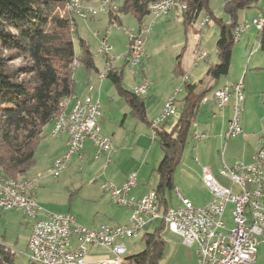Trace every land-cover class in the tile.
I'll return each mask as SVG.
<instances>
[{
    "label": "built area",
    "instance_id": "1",
    "mask_svg": "<svg viewBox=\"0 0 264 264\" xmlns=\"http://www.w3.org/2000/svg\"><path fill=\"white\" fill-rule=\"evenodd\" d=\"M123 0H100L96 4L85 3L84 0H70L65 7L79 18L92 19L110 9H115ZM187 8L185 0H158L150 4V15L157 18L175 10ZM210 21L207 15L201 22L205 26ZM264 28V10L253 18L239 22L234 39L237 42L250 28ZM72 25V29H74ZM151 31V24H143L138 33L129 35V47L125 56V68L134 71L145 57V34ZM107 58L105 69L98 73L99 79L108 77L112 69V45L108 37L102 40L100 48ZM207 57L206 52H199L195 63ZM75 61V66H79ZM187 81L189 75H182ZM151 82L143 80L132 86L137 95L146 93ZM92 88V87H91ZM178 86L174 93L165 101L156 120L152 123L153 138L156 137V127L170 121L180 108L178 94L182 91ZM220 108L232 104L233 115L224 138L246 136L242 116L245 110L244 80H227L224 85L214 91ZM68 99V98H67ZM66 99V100H67ZM208 98H204L207 101ZM69 102L54 119L53 134H68L66 151L58 156L53 163L52 175L58 177L71 163L74 155L86 145L92 143L96 156L108 154L112 150V137L101 132L99 120L102 115L100 99L87 95L76 98L68 110ZM264 133V129H263ZM194 141L203 142L208 134L201 132L195 124L192 131ZM224 154V151H221ZM198 160V157H195ZM219 173L230 180L231 187L220 183L210 167L203 168V181L210 190L211 199L202 206L179 195V202L163 212L160 199L155 190L138 196L134 193L137 187L138 175L130 172L127 180L121 184L107 180L103 183V191L108 194L113 203L131 208L132 213L126 224H102L97 227H86L80 224L71 213L50 214L46 219L38 217L41 206L30 191V180L23 178L15 180L5 177L0 171V208L17 210L23 216L32 219V232L29 239V258L31 263L38 264H129L125 255L127 246L124 238L140 234L144 226L164 220L167 227L179 234L183 242L196 249L199 264H257L258 244L264 240V147L259 148L254 161L246 163L223 161ZM229 204H232L230 218H226ZM230 222L232 226H230ZM76 240V244L74 243ZM91 247H107L112 256H106L96 261L89 260Z\"/></svg>",
    "mask_w": 264,
    "mask_h": 264
},
{
    "label": "trees",
    "instance_id": "2",
    "mask_svg": "<svg viewBox=\"0 0 264 264\" xmlns=\"http://www.w3.org/2000/svg\"><path fill=\"white\" fill-rule=\"evenodd\" d=\"M70 0H0V171L8 178L23 179L35 165L37 147L47 124L54 121L76 88L75 61L89 70H97L94 53L83 38H79L80 55L76 54L72 29L79 17L66 11ZM100 0H84L96 4ZM158 0H123L107 13L110 24L122 25V15L132 14L140 23L150 15V4ZM187 8L180 10L187 30L206 10L211 17L210 0H185ZM262 0H225L227 19H217L220 36L217 41L218 62L210 64L206 75L211 78L227 76L231 69L234 31L241 10L258 7ZM211 19V18H210ZM260 47L264 50V28L259 32ZM182 54L178 56L177 73ZM108 77L118 86L130 106V113L139 121L152 125L147 115L145 98L122 86L123 71L112 66ZM182 110L171 125L156 127L154 140L163 150L157 166L159 181L155 191L163 212L173 204L170 194L175 188V168L181 163L186 146L192 142L201 100L206 90L196 83L186 82ZM169 196V197H168ZM160 220L152 231L144 233L145 248L125 257L129 264H162L166 248ZM15 252L0 240V264H16ZM38 264V263H29Z\"/></svg>",
    "mask_w": 264,
    "mask_h": 264
},
{
    "label": "crops",
    "instance_id": "3",
    "mask_svg": "<svg viewBox=\"0 0 264 264\" xmlns=\"http://www.w3.org/2000/svg\"><path fill=\"white\" fill-rule=\"evenodd\" d=\"M251 9H254L255 11L251 13H247L244 12L245 10H241L243 12L241 11H240L241 13L239 12V22L243 21V19L255 16L259 14L261 11H263L264 0L261 1L258 7H253ZM175 14L176 17H178L179 20L182 22L181 19L182 16L180 10H175L167 15H162L154 19H159L163 16H172ZM98 17L92 19H84V20L92 21V20H96ZM154 19L152 20V22L154 21ZM79 25L80 23L79 20L77 19L76 26L74 27V29L78 33V35L82 36ZM133 31H135L133 30V28L131 29L127 28V30L124 31V34L126 36L125 39H127V42H126V48L122 53L123 61L120 60L119 62H117L119 60L120 55L112 56L113 67H116L119 71H123V73L126 70L125 56L127 54L126 51H128V47H129V35ZM259 32L260 30L258 28L256 29V27L254 26L250 27L238 40L241 41V39H245V40L247 39L246 46L244 42L241 43L238 51L236 52L237 54L241 52L244 58L248 55L247 64L245 60L242 63L237 64V62H235V56L234 57L232 56L231 69L229 74L227 76H222L219 78L209 77L210 80L208 81L207 86L201 88V90H206V94L201 100L199 113L197 114L198 129L201 132H206L208 134V137L204 141H206L209 138L208 140L209 145H212L213 143L215 144L221 143L222 145L226 140V147L230 146L231 148L229 151V156H227L226 153L223 154L220 148H217L218 155H216V158L210 161L209 159H207L205 164H203L204 167L205 166L210 167V170L214 173L216 178L218 176H221V174L219 173V168L221 163H223V161H226L227 163H233L234 160H236L237 158L243 160L246 163H251L254 161V156L256 151L259 148L264 147V133H263L264 86L259 88L258 90V88L252 85L251 80L249 79L250 74L247 73L248 71H245L244 74L242 75L243 70L247 69L244 68L245 66L250 68L253 73H258V72L264 73V50H262L261 47L259 46L260 45ZM150 33L145 34L143 37L145 39V51H146L145 56L147 55L146 43L148 37L150 36ZM104 36L105 37L107 36L110 41V37L107 32L105 33ZM251 38H255L256 42H254L253 45L250 47ZM112 47L114 46L112 45ZM99 52L101 53V51ZM102 54H103V60L105 61V65H107V58L104 53ZM194 64L197 65L195 62ZM199 64L200 62L198 63V65ZM105 65L103 69L97 67L96 70L97 73L95 77L92 75L93 70H89L83 66L77 67L75 72V78H76L75 92L71 97L65 100V102L66 101L69 102L68 110L72 107V104L74 103V100L76 98H83L87 95H92L94 98L100 99L102 103L101 105L102 115L99 120V123L101 126V132L106 136L112 137V146H113L112 150L108 154L100 153L99 155L96 156V149L94 148V146H92V143L90 141H87L85 147L78 154L74 155L72 158V162H75L78 165L80 172H78L76 176H74V178L70 180V184L73 187L77 185V188H75L76 190L74 191V193H76L77 195L82 193L81 195L83 200H85V202H87L88 204H93L94 202H97V205H95L94 209H92L86 205H82L81 203H79V200L75 204L74 203L75 200L71 199L70 205H61L53 201L54 199L53 196L54 195L56 196L57 194L54 193L52 189L54 188L58 189V187L66 185V177L58 178L60 175L58 177H55L51 174L53 169V163L58 156L62 155L66 151L69 135L53 134L52 129H53L54 121H52L45 126L42 134L43 137L40 141L39 146L37 147L38 148L36 152L37 162L31 168V170L27 174H25L26 175L25 178L30 180V191L34 194L39 205L41 206L38 215L40 219H46L49 217L50 214L71 213L76 217L77 221L80 224L86 227L100 226L102 224H105V220H107L108 222L110 221L111 223L109 224H114V225L126 224L132 213L131 208H127L128 211H126L121 208L113 206L111 204V201L107 197L108 194L106 195L103 191V183L106 182L107 180H110L115 184L121 185L127 180L130 172H136L138 175V183H137L138 185L134 189V193L136 195L142 196L143 194L149 192L150 190H155V188L157 187V182L159 181V177H157L155 173L157 171V166L159 163L157 162L158 160L157 161L155 160V162L151 160L152 153L154 151V146L153 144H149V139L145 135V133L151 130L152 125L150 126V124L146 123V125L148 126L147 128L144 127V125L140 124L139 122L134 123V121H131L132 125L135 124L134 129L139 130V133L136 134L132 139V141L134 140V145L133 146L129 145V147L127 146L128 144H126L127 143L126 138L132 136L127 134L128 132L127 121L129 116L128 113L126 112L124 119L122 120L121 123H119L118 122L119 117L122 112H118V111L115 112V110L111 106L112 103L108 102V99L105 94V89L109 88L110 83L106 82L107 77L101 80L99 79L98 76V73L105 69L106 67ZM208 68L209 66L206 69L205 76H207L206 73ZM181 69L183 70L184 75L186 74L189 75L184 68ZM130 72L132 73V76H134L135 78L134 79L135 82L133 85L137 83H141L143 80L148 79L145 76L144 78L138 80L136 70ZM180 76L182 77V81H184L183 76L182 75ZM240 79L244 80V90L246 97L245 110L242 116V122L246 136L239 135L236 136L235 138L231 137L227 139L224 138L222 134L226 131L228 124L232 118V115L234 114L232 104L230 103L220 108L216 98L214 97V91L220 86L224 85V83L227 80L238 81ZM190 81H191V76L189 75V79L187 81H184V83L186 84V82H190ZM174 85H175L174 82L171 83L170 84L171 88L168 91V93L165 92L164 96H160L161 100L160 103L158 104L157 116L162 106L164 105L165 101L174 93L175 91ZM152 87L155 93H158L159 91L158 82H154V83L151 82L149 90ZM247 87H249V89L250 87L253 88V90L247 93L248 97L246 96V91H248ZM181 92H183V89ZM250 96L260 99L261 101L260 105L263 106V109L260 111L261 112L260 119H258L256 122H254V119L246 116V109L250 101ZM205 97L208 98L207 101H204ZM182 99L179 98L178 100V106L180 108L179 113L182 110ZM145 104L147 106V115L149 113L151 115V107L154 103H152V101H147ZM262 106H260V108ZM103 107L105 108L104 111H103ZM122 109H123L122 111H126L125 107H123ZM179 113L177 114L178 116ZM200 113L201 115H203V120L201 122L199 121ZM175 117H173L170 121L166 122L167 126L171 125L177 120V118ZM148 118L151 123L154 122L153 120L154 118H150L149 115ZM201 123H203V126H201ZM232 138L235 139L233 142H231ZM235 145L237 146V149H233V146ZM137 147L141 148L140 155H136L137 154L136 152H138ZM142 147L143 148L146 147V149H143L146 154L145 156L146 165L143 163L144 161L143 157H141ZM128 150L130 151L128 152ZM148 160H151V163L150 162L147 163ZM193 171L194 172H192V176L196 177V181L198 180L200 183H202L203 182L202 168L201 169L196 168ZM51 175L57 179L54 178L52 179ZM83 180L86 182V184L85 182H83ZM204 186L206 187V185ZM211 196L212 195L210 193V190L207 188V194L205 196L206 198L203 201V203L202 204H196L195 202L193 203L197 206L205 205L211 199ZM185 197L193 201V199L190 196H185ZM177 203L173 201L174 205ZM17 212L21 213L20 211ZM121 213L123 214L122 217H121ZM152 224L153 223L146 224L142 230H144L145 232L152 231L150 230ZM30 228H31L30 231L32 232V226ZM165 231L168 232L167 234L168 236L166 237L164 236ZM164 232H163V236L166 242V248H164L165 252L163 256V260L165 262L162 264H171L172 260L174 262L178 259L179 256L181 258L180 248L183 247L186 248L185 251L183 252L184 264H199L200 260L197 255L196 249L194 247H190L186 245L183 242L182 237L179 234L171 231L167 226ZM74 243L76 244V240H74ZM28 244H29V240H28ZM258 254H259V250L257 252V264H258ZM106 256H112V252L110 251L109 248L91 247L89 254V260L91 262ZM127 256H130L128 255V247L125 257Z\"/></svg>",
    "mask_w": 264,
    "mask_h": 264
},
{
    "label": "rangeland",
    "instance_id": "4",
    "mask_svg": "<svg viewBox=\"0 0 264 264\" xmlns=\"http://www.w3.org/2000/svg\"><path fill=\"white\" fill-rule=\"evenodd\" d=\"M224 2L225 0H210V9L213 13V16H211L210 21L204 26L201 25L202 20L208 15L209 12L206 10L202 11L199 15L198 19L192 24V26L187 30V27L185 26L184 19L181 17L182 22L179 20L178 17L175 15L172 16H163L159 19H154L153 16L148 15L144 18V24H151V33L150 36L147 39L146 43V49H147V55L144 57L141 64L136 66L135 70L137 72V79L140 80L144 78L145 76L148 78L150 82H158V93H155L153 90V87L146 91V93H143L142 96L145 98V101H152L154 103L151 107V115L148 114L150 118H154L153 120H156L157 116V108L158 104L160 103V96H164L165 92L168 93L170 90V84L174 82V88L176 89L178 86H182L183 92L178 94V100L179 98L182 99L185 95L186 89L185 83L182 81V77L180 74L177 73L176 69H178V56L182 54L181 58V67L184 68L188 74L191 76V83H197L198 89L201 90L202 87L207 86L208 81L210 80L209 77L205 76V72L209 64H213L215 62H218V54H217V41L220 36V24L217 21L219 18H223V20L227 19V15L224 11ZM254 9H245L244 12L251 13L254 12ZM243 12V11H241ZM240 12V13H241ZM100 16V17H98ZM96 20H90L86 21L84 19L79 20V27L81 29V35H78V33H75L74 39H75V48H76V54L80 55L81 48L79 44V38L83 37L88 44L90 45V48L92 52L94 53V58L96 62V66L100 67V69L104 68L105 61L103 60V54L100 53V48L102 46V38L105 37V33L107 32L110 37V44L113 45L111 55L112 56H119V62L120 60L123 61L122 53L124 52L126 48V42L127 39H125L124 31L127 30V28H133V32H137L140 29V23L136 19V17L132 14H124L122 15V25L118 24H110V18L108 13H102L98 15ZM256 16V15H255ZM249 17V18H253ZM154 21L152 22V20ZM129 30V29H128ZM111 33V34H110ZM113 33V35H112ZM246 36V35H245ZM245 44L247 43V39H241V41H237L235 45L233 46V57L235 56V62L237 64L242 63L244 60L247 64L248 55L244 58L242 53H236L239 49V46L241 43ZM256 42L255 38H251L250 40V47L253 45V43ZM206 51L208 53L206 59H203L200 61V64L197 66L194 64L193 61H195L196 56L199 52ZM235 54V55H234ZM79 66H83L82 64H79ZM78 66V67H79ZM84 67V66H83ZM244 69L242 72V75L245 71H248L247 73L249 75V79L251 80L252 85H254L256 88H261L264 86V73H253L250 68ZM96 70L94 69L92 71V75L96 76ZM134 76H132V73L129 69L126 68L124 72V79L122 82V86L127 90H132V85L134 84ZM203 80V81H202ZM106 82L110 83L109 88L105 89V94L108 99V102H111V106L115 110V112H122L119 117V123L122 122L124 119V116L126 112L128 113V121H127V128H128V138H126V144L129 147V145H134V140L132 141L133 137L139 133V130H135V124L132 125L131 121H134V123L139 122L140 124L144 125V127L148 126L146 123L139 121L135 117L132 116L130 113V108L128 105V102L124 96L120 94L118 86L114 83V81L110 78H106ZM172 86V85H171ZM248 91H246V96L248 97L247 93L249 91L253 90V88L247 87ZM260 99L251 97L248 104V107L246 109V116L249 118L254 119V122H256L258 119H260L261 116V110L263 109V106L260 105ZM260 106H262L260 108ZM123 107H125L126 111H122ZM103 107V111H104ZM105 115V113H104ZM199 121L201 122L203 120V115L201 113L199 114ZM178 115H176L175 118H177ZM253 121V120H252ZM201 126H203V123H201ZM145 135L149 139V144H153L154 151L152 153L151 160L155 162V160L159 163L160 160L163 157V150L159 143H157L156 140L153 138V130H149ZM212 139V138H211ZM209 138L206 141L197 143L196 141L190 142L184 151L182 161L181 163L175 168L174 173V182H175V188L170 194V192L167 193V195L172 197V200L177 203L179 202V195L183 196H190L193 199V202L196 204H202L205 200V196L207 194V188L204 186V181L200 183L198 180L196 181V177L192 176V172H194V169H201L203 171V164H205L206 160L209 159L213 160L216 158L217 148H220L221 151H224V154L226 153L227 156H229L230 146L226 147V140L221 145L213 143L212 145H209L208 143ZM235 139L232 138L231 142H233ZM211 141V140H210ZM253 142V140H252ZM208 143V144H207ZM143 149H146V147H142V154L141 157H143V163L146 165L145 161V151ZM233 149H237V146H233ZM130 150H128L129 152ZM137 154L140 155L141 148L137 147ZM195 157H198V161L195 160ZM151 160H148V162L151 163ZM243 161L241 159L234 160L235 161ZM155 164V163H154ZM80 172L79 167L75 162H72L69 164V166L60 174L58 178L66 177V185L58 187V189H52L54 193L57 195L53 196V201L57 202L61 205H70L71 199L75 200V204L78 202L82 205H86L92 209H94L95 205H97V202H94L93 204H88L83 200L82 193L77 195L74 193L77 188V185L73 187L70 184V180L76 176V174ZM155 175L157 177L158 173L156 171ZM203 175V172H202ZM52 179H57L51 175ZM219 182L224 184L225 186L231 187L232 183L230 180H227L224 176H218L217 177ZM203 179V176H202ZM83 182H85L83 180ZM86 184V182H85ZM106 194V193H105ZM104 194V195H105ZM107 195V194H106ZM168 196V197H169ZM108 199L111 201V204L115 207L121 208L123 210L128 211V207H121L111 200V198L107 195ZM85 203V204H84ZM76 206V205H75ZM199 206V205H198ZM231 209L232 204H229L227 212H226V218H230L231 215ZM123 214L121 213V217ZM111 223L105 220V224ZM158 221L155 220L151 226L150 230H154L155 227L158 225ZM33 224L32 219L23 216L21 213L15 211V210H3L0 208V240L3 239L5 243L10 246L14 252H15V262L16 264H29L30 258H29V249H28V240L31 236V226ZM232 226V223L229 224ZM145 231L142 230L138 236L131 237L128 236L124 238V242L126 243L128 247V255H133L136 253L141 252L144 248V242H143V236ZM168 232H164V236L167 235ZM258 264H264V240H261L260 244H258ZM169 246V245H168ZM181 249V258L180 256L176 261L171 262V264H184L183 260V252L186 248H180ZM164 263L165 261H161Z\"/></svg>",
    "mask_w": 264,
    "mask_h": 264
}]
</instances>
